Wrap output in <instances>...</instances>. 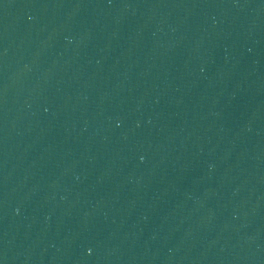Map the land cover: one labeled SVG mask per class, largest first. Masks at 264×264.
<instances>
[{"label":"water","instance_id":"95a60500","mask_svg":"<svg viewBox=\"0 0 264 264\" xmlns=\"http://www.w3.org/2000/svg\"><path fill=\"white\" fill-rule=\"evenodd\" d=\"M0 264H264V0H0Z\"/></svg>","mask_w":264,"mask_h":264}]
</instances>
